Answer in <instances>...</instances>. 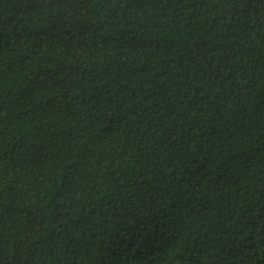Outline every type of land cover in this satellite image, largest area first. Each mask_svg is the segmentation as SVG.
Instances as JSON below:
<instances>
[{
    "label": "trees",
    "instance_id": "obj_1",
    "mask_svg": "<svg viewBox=\"0 0 264 264\" xmlns=\"http://www.w3.org/2000/svg\"><path fill=\"white\" fill-rule=\"evenodd\" d=\"M0 264H264V0H0Z\"/></svg>",
    "mask_w": 264,
    "mask_h": 264
}]
</instances>
